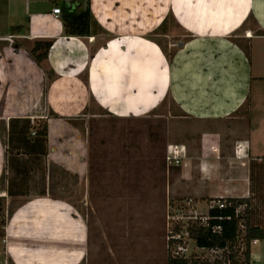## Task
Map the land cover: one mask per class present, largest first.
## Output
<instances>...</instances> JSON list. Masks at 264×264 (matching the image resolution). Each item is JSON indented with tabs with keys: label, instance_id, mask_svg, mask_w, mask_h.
<instances>
[{
	"label": "crops",
	"instance_id": "0c3cea01",
	"mask_svg": "<svg viewBox=\"0 0 264 264\" xmlns=\"http://www.w3.org/2000/svg\"><path fill=\"white\" fill-rule=\"evenodd\" d=\"M64 5L90 6L89 35L66 34L52 12ZM36 40L53 41L41 65ZM168 98L188 118L169 122L176 193L252 197L251 161L264 158V0H0V264H89L86 219L52 193L59 171L88 174L91 118L151 117ZM42 123L46 140L35 136Z\"/></svg>",
	"mask_w": 264,
	"mask_h": 264
},
{
	"label": "rangeland",
	"instance_id": "374dc122",
	"mask_svg": "<svg viewBox=\"0 0 264 264\" xmlns=\"http://www.w3.org/2000/svg\"><path fill=\"white\" fill-rule=\"evenodd\" d=\"M161 39L165 47L177 41ZM107 114L91 118L89 127L83 128L89 139V171L84 180L59 171L52 193H63L86 219L89 264H167L172 250L168 242V208L179 199L194 198L182 191L176 193L178 183L174 177L179 167H167L168 143L176 139L173 135L170 138L169 122L188 118L170 98L155 108L151 117L124 119ZM208 193L198 188L193 194L201 197ZM194 199L199 203L198 212L206 214L209 200ZM254 218L264 225V205H259ZM196 222L200 220L183 225ZM182 243L187 248L186 256L224 259L222 251L197 247L186 232ZM254 248L264 264V241Z\"/></svg>",
	"mask_w": 264,
	"mask_h": 264
},
{
	"label": "trees",
	"instance_id": "16d2710c",
	"mask_svg": "<svg viewBox=\"0 0 264 264\" xmlns=\"http://www.w3.org/2000/svg\"><path fill=\"white\" fill-rule=\"evenodd\" d=\"M62 21L65 32L70 36H86L91 32L92 12L90 6L80 12L70 11L68 5L63 6ZM22 30V26H12L11 32L16 33ZM53 45L52 40H36L29 50L33 60L41 65L49 55ZM48 124L42 123L36 127L35 136L43 140L47 139ZM251 185L252 197H225L216 198L226 200L231 205L224 208L219 206L212 207L208 212V221L206 224L196 222L175 226L176 232H187L197 247L222 251L224 259L217 258L214 261L195 255L186 256L183 254L169 253L167 264H253L252 260V242L255 240H264V225L255 218V213L259 205H264V158L262 162L251 161ZM181 201V199H179ZM195 200V199H194ZM211 200V199H210ZM258 202L254 204V202ZM246 204L243 212L236 214V208ZM3 202L0 198V211ZM220 226V230H214Z\"/></svg>",
	"mask_w": 264,
	"mask_h": 264
},
{
	"label": "built area",
	"instance_id": "2783aa9c",
	"mask_svg": "<svg viewBox=\"0 0 264 264\" xmlns=\"http://www.w3.org/2000/svg\"><path fill=\"white\" fill-rule=\"evenodd\" d=\"M52 12L57 16L60 17L62 15V9L60 6H55L52 10ZM12 36H10L11 38ZM166 163L168 169L170 168V165H180L181 164V156L178 153L177 149L169 148L168 154L166 156ZM207 207V213L206 214H200L198 212V205L197 202L194 200V198H186L182 201H179L176 205H171L168 208V215H167V225H168V242L171 245V252L173 254H183L185 255V252L187 250L185 243H182L183 233L185 232H176L175 226L182 224L184 222H190V220H200L203 224H206L208 221V212L209 210L214 206H219L220 208H224L227 205H231L230 202H227L226 200L217 199L212 200L208 202ZM246 204H241L236 208V214H239L243 212L246 208ZM184 218L187 219V221L181 222ZM172 222V225L170 226ZM186 228V226L184 225ZM221 227L217 226L214 228V230H220ZM187 233V232H186ZM252 243H256V240Z\"/></svg>",
	"mask_w": 264,
	"mask_h": 264
}]
</instances>
